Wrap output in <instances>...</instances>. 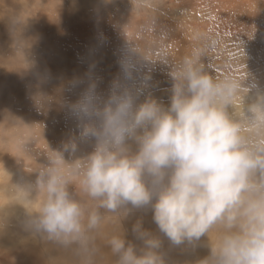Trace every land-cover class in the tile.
<instances>
[{"label":"rangeland","instance_id":"obj_1","mask_svg":"<svg viewBox=\"0 0 264 264\" xmlns=\"http://www.w3.org/2000/svg\"><path fill=\"white\" fill-rule=\"evenodd\" d=\"M186 60L222 86L245 148L264 158V0H0V264H118L110 242L139 250L137 222L160 237L165 264L210 256L224 221L173 248L149 208L107 209L81 186L97 147L86 129L115 97L169 107ZM56 153L83 211L76 237L37 226L46 199L37 181ZM252 179L264 184V169Z\"/></svg>","mask_w":264,"mask_h":264},{"label":"clouds","instance_id":"obj_2","mask_svg":"<svg viewBox=\"0 0 264 264\" xmlns=\"http://www.w3.org/2000/svg\"><path fill=\"white\" fill-rule=\"evenodd\" d=\"M174 78L182 83L174 85L166 109L155 102L134 109L130 99L115 97L99 127L86 129L97 147L81 186L107 209L149 208L159 233L174 245L199 240L224 221L219 243L198 264H264V184L252 179L264 169V158L245 148L224 110L220 84L191 60ZM61 160L56 153L37 181L46 192L37 226L52 237H76L83 211L69 197ZM97 221L96 214L89 216L90 227ZM132 233L139 250L119 237L110 242L118 264H165L159 236L140 222Z\"/></svg>","mask_w":264,"mask_h":264},{"label":"bare ground","instance_id":"obj_3","mask_svg":"<svg viewBox=\"0 0 264 264\" xmlns=\"http://www.w3.org/2000/svg\"><path fill=\"white\" fill-rule=\"evenodd\" d=\"M244 63H245V62H244ZM245 70H246L247 72H246L243 76H248L249 74H251V72H249V67H248V68L246 67ZM254 75H255V74H254ZM255 76H256V75H255ZM249 77H250V76H249ZM233 82H237V80H234ZM231 84H232V83H231ZM237 86H238V85H237ZM165 245H166V244H165ZM198 245H199V244H198ZM172 246H173V245H172ZM203 246H204V245H203ZM176 247H177V245L174 246L173 248H176ZM197 247H198V248H197ZM197 247H196L197 249H196L195 252H197V253H201L202 248L199 249L200 246H197ZM171 248H172V247H171ZM162 250H163V248H162ZM162 250H161V251H162ZM193 253H194V252H193ZM193 253L190 252V254H193ZM180 255H181V254H180ZM194 255H195V253H194ZM117 257H118V255H117ZM117 257H116V258H117ZM183 258H184V259H180L181 261L179 260V261H180L179 264H183V262H184V264H186L185 262H188V261H187V257H184V256H183ZM117 259H118V258H117ZM182 260H183V262H182Z\"/></svg>","mask_w":264,"mask_h":264}]
</instances>
